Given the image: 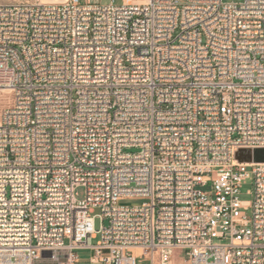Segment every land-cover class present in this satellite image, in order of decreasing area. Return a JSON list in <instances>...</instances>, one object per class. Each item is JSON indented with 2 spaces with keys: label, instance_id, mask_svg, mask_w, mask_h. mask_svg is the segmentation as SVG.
Listing matches in <instances>:
<instances>
[{
  "label": "built area",
  "instance_id": "built-area-1",
  "mask_svg": "<svg viewBox=\"0 0 264 264\" xmlns=\"http://www.w3.org/2000/svg\"><path fill=\"white\" fill-rule=\"evenodd\" d=\"M2 93L0 264H264V0H0Z\"/></svg>",
  "mask_w": 264,
  "mask_h": 264
},
{
  "label": "rangeland",
  "instance_id": "rangeland-1",
  "mask_svg": "<svg viewBox=\"0 0 264 264\" xmlns=\"http://www.w3.org/2000/svg\"><path fill=\"white\" fill-rule=\"evenodd\" d=\"M103 2H109V0H102ZM225 1H231V0H225ZM236 2H242L243 0H235ZM121 0H116V3H120ZM13 100V96L10 94H5L2 93L0 95V112L5 108V106L10 103ZM252 188L250 182H246L241 190H240V198L244 201L250 200L251 199V195L247 192L248 190H250ZM84 187L79 186L76 188V191L78 193V198L79 199H83L84 198ZM142 202H144L143 199L141 198H124L123 200L120 201V204L123 205H136V204H141ZM104 224L107 225L108 221L105 220ZM95 225L96 228L98 229L101 225V221L99 218L96 219L95 221ZM96 241V240H95ZM91 255V252L89 251H84V252H79V262L78 264H90L89 263V257ZM185 256L180 252V251H176L175 253V263L176 264H186L185 263Z\"/></svg>",
  "mask_w": 264,
  "mask_h": 264
},
{
  "label": "water",
  "instance_id": "water-1",
  "mask_svg": "<svg viewBox=\"0 0 264 264\" xmlns=\"http://www.w3.org/2000/svg\"><path fill=\"white\" fill-rule=\"evenodd\" d=\"M235 157L239 162L261 163L264 162V148L240 149Z\"/></svg>",
  "mask_w": 264,
  "mask_h": 264
},
{
  "label": "bare ground",
  "instance_id": "bare-ground-1",
  "mask_svg": "<svg viewBox=\"0 0 264 264\" xmlns=\"http://www.w3.org/2000/svg\"><path fill=\"white\" fill-rule=\"evenodd\" d=\"M50 1H53V2H62L64 0H50Z\"/></svg>",
  "mask_w": 264,
  "mask_h": 264
}]
</instances>
